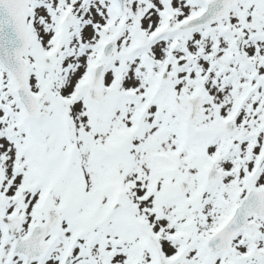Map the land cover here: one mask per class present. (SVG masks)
Segmentation results:
<instances>
[{"label": "snow or ice", "instance_id": "6c2138e0", "mask_svg": "<svg viewBox=\"0 0 264 264\" xmlns=\"http://www.w3.org/2000/svg\"><path fill=\"white\" fill-rule=\"evenodd\" d=\"M0 264H264V0H0Z\"/></svg>", "mask_w": 264, "mask_h": 264}]
</instances>
